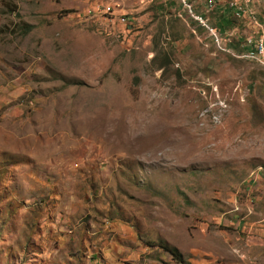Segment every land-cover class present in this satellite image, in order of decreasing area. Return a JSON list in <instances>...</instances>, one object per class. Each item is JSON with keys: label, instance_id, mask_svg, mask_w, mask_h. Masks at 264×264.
Instances as JSON below:
<instances>
[{"label": "rangeland", "instance_id": "rangeland-1", "mask_svg": "<svg viewBox=\"0 0 264 264\" xmlns=\"http://www.w3.org/2000/svg\"><path fill=\"white\" fill-rule=\"evenodd\" d=\"M185 2L0 0V264H264V59Z\"/></svg>", "mask_w": 264, "mask_h": 264}, {"label": "crops", "instance_id": "crops-1", "mask_svg": "<svg viewBox=\"0 0 264 264\" xmlns=\"http://www.w3.org/2000/svg\"><path fill=\"white\" fill-rule=\"evenodd\" d=\"M228 1L214 0L213 5L212 0H195L196 11L204 16L209 24L218 28L221 32L233 30L237 38L250 33L264 37V0H236V5L240 10L238 17L234 16L233 10L227 7ZM237 30L241 31L239 36ZM226 47L232 52H235V50L237 52L242 51L235 47L234 43L226 45ZM0 72H6L5 67L2 65H0ZM3 94H7V89L0 85V104H6L7 102L3 99ZM258 243L264 244V240L259 239Z\"/></svg>", "mask_w": 264, "mask_h": 264}, {"label": "built area", "instance_id": "built-area-1", "mask_svg": "<svg viewBox=\"0 0 264 264\" xmlns=\"http://www.w3.org/2000/svg\"><path fill=\"white\" fill-rule=\"evenodd\" d=\"M214 5V0H212ZM108 5L104 7L107 11ZM227 7L233 10L234 16L238 17V7L236 5V0H229L227 2ZM198 19V25L204 28L206 36L212 41V43H221V45H230L234 43L235 47L240 50H249L251 53L256 55L264 56V41L258 35L252 33L245 35L243 38L235 37V32L233 30H226L221 32L218 28L208 23L207 19L199 14L195 16ZM120 23L125 24L127 19L123 16L118 18Z\"/></svg>", "mask_w": 264, "mask_h": 264}, {"label": "trees", "instance_id": "trees-1", "mask_svg": "<svg viewBox=\"0 0 264 264\" xmlns=\"http://www.w3.org/2000/svg\"><path fill=\"white\" fill-rule=\"evenodd\" d=\"M198 21V20H197ZM148 245H153L152 242H146ZM155 245H157L158 247H160L162 250L166 251L172 259L176 260L177 262L181 261V256L179 254V252L177 251V249H175L174 247H171L169 245H167L164 242H156Z\"/></svg>", "mask_w": 264, "mask_h": 264}, {"label": "bare ground", "instance_id": "bare-ground-1", "mask_svg": "<svg viewBox=\"0 0 264 264\" xmlns=\"http://www.w3.org/2000/svg\"><path fill=\"white\" fill-rule=\"evenodd\" d=\"M184 4H185V1L186 0H181ZM238 7V6H237ZM239 12H240V10L238 11V16H239ZM202 16V15H201ZM204 17V16H203ZM205 18V17H204ZM197 19V18H196ZM206 19V18H205ZM198 20V19H197ZM258 36H260V35H258ZM260 38L262 39V37L260 36ZM263 40V39H262ZM264 41V40H263ZM218 45H220L221 43H217ZM222 47V46H221ZM221 49H224V50H227V48H221ZM238 55V54H237ZM239 56H242V57H250L251 56V54L250 53H242V54H239ZM261 59H264V56H262V55H258Z\"/></svg>", "mask_w": 264, "mask_h": 264}]
</instances>
